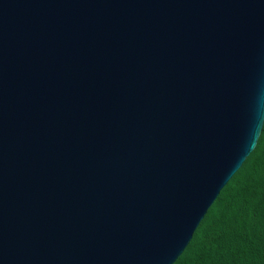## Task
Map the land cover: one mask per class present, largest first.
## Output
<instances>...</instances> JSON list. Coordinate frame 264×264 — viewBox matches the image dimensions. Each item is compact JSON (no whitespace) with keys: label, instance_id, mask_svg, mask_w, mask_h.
I'll return each instance as SVG.
<instances>
[{"label":"water","instance_id":"95a60500","mask_svg":"<svg viewBox=\"0 0 264 264\" xmlns=\"http://www.w3.org/2000/svg\"><path fill=\"white\" fill-rule=\"evenodd\" d=\"M264 123V0H0V264H173Z\"/></svg>","mask_w":264,"mask_h":264},{"label":"trees","instance_id":"16d2710c","mask_svg":"<svg viewBox=\"0 0 264 264\" xmlns=\"http://www.w3.org/2000/svg\"><path fill=\"white\" fill-rule=\"evenodd\" d=\"M173 264H264V123L254 150Z\"/></svg>","mask_w":264,"mask_h":264}]
</instances>
